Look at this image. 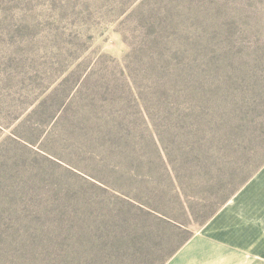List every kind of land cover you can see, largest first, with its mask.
<instances>
[{"label":"rangeland","instance_id":"rangeland-1","mask_svg":"<svg viewBox=\"0 0 264 264\" xmlns=\"http://www.w3.org/2000/svg\"><path fill=\"white\" fill-rule=\"evenodd\" d=\"M263 169L264 0H0V264H170Z\"/></svg>","mask_w":264,"mask_h":264},{"label":"crops","instance_id":"crops-1","mask_svg":"<svg viewBox=\"0 0 264 264\" xmlns=\"http://www.w3.org/2000/svg\"><path fill=\"white\" fill-rule=\"evenodd\" d=\"M212 256L219 259L212 264H264V169L246 181L201 231L185 242L170 264H194Z\"/></svg>","mask_w":264,"mask_h":264},{"label":"trees","instance_id":"trees-1","mask_svg":"<svg viewBox=\"0 0 264 264\" xmlns=\"http://www.w3.org/2000/svg\"><path fill=\"white\" fill-rule=\"evenodd\" d=\"M187 238H188V236L185 237L182 241H180V242L178 243V246L181 245L184 241H186Z\"/></svg>","mask_w":264,"mask_h":264}]
</instances>
